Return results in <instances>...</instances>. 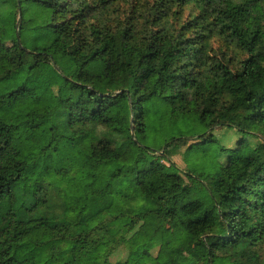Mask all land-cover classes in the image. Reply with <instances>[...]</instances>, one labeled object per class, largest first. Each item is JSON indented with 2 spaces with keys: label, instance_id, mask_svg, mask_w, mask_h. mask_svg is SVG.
Returning a JSON list of instances; mask_svg holds the SVG:
<instances>
[{
  "label": "trees",
  "instance_id": "trees-1",
  "mask_svg": "<svg viewBox=\"0 0 264 264\" xmlns=\"http://www.w3.org/2000/svg\"><path fill=\"white\" fill-rule=\"evenodd\" d=\"M113 1L0 0V264H264V0ZM215 126L244 138L187 182L166 147Z\"/></svg>",
  "mask_w": 264,
  "mask_h": 264
},
{
  "label": "rangeland",
  "instance_id": "rangeland-1",
  "mask_svg": "<svg viewBox=\"0 0 264 264\" xmlns=\"http://www.w3.org/2000/svg\"><path fill=\"white\" fill-rule=\"evenodd\" d=\"M152 1V0H148ZM131 1L126 2L123 0H115L110 3V16L112 18L118 17V19H125L131 10ZM116 11V12H114ZM188 12L191 11V7H188ZM187 15V14H186ZM103 18H106L102 16ZM109 20V19H107ZM227 42L224 39H216L212 43L213 51L212 55L222 56V52H226L228 56L235 59L237 62L239 59L244 58L245 54L239 51L235 46H227ZM258 133V132H257ZM212 135L211 141L197 145L192 150L187 151L188 146L194 141H187L183 144V141H173L167 147V151H171V159L180 168L182 175L185 177L187 182H190L187 173L192 174H217L221 168V165L226 161V154L228 149L236 148L240 139L244 138L240 132L236 129L226 126H215L213 129L208 130L205 133H200L198 137L209 138ZM140 141L145 144H152L154 142L153 133H150L148 137H143L137 134ZM162 136L169 138V131H164ZM252 144L259 142L262 138V134L246 137ZM88 160L87 152L84 150H77L75 153V161L77 167L73 170L72 174L82 184L87 180V174L82 169V165ZM70 199L78 204L84 202L85 197L82 190H73L69 192ZM114 212L123 211L130 215L134 213V210L121 202H116ZM127 248L120 246L111 255L112 261L124 260L127 257Z\"/></svg>",
  "mask_w": 264,
  "mask_h": 264
}]
</instances>
